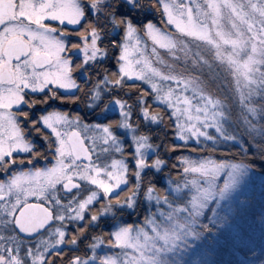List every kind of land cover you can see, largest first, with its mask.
I'll use <instances>...</instances> for the list:
<instances>
[{
    "label": "snow or ice",
    "instance_id": "snow-or-ice-1",
    "mask_svg": "<svg viewBox=\"0 0 264 264\" xmlns=\"http://www.w3.org/2000/svg\"><path fill=\"white\" fill-rule=\"evenodd\" d=\"M0 264H264V0H0Z\"/></svg>",
    "mask_w": 264,
    "mask_h": 264
},
{
    "label": "flooded vegetation",
    "instance_id": "flooded-vegetation-1",
    "mask_svg": "<svg viewBox=\"0 0 264 264\" xmlns=\"http://www.w3.org/2000/svg\"><path fill=\"white\" fill-rule=\"evenodd\" d=\"M149 18H151V17H149ZM155 22H156V23H159V17H158V16L156 17Z\"/></svg>",
    "mask_w": 264,
    "mask_h": 264
}]
</instances>
